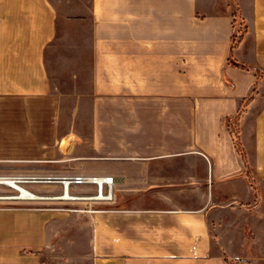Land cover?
I'll return each instance as SVG.
<instances>
[{
    "label": "crops",
    "instance_id": "1",
    "mask_svg": "<svg viewBox=\"0 0 264 264\" xmlns=\"http://www.w3.org/2000/svg\"><path fill=\"white\" fill-rule=\"evenodd\" d=\"M233 2L0 0V155L114 177L112 201H75L89 259L54 257L48 206L0 210V264H264V0Z\"/></svg>",
    "mask_w": 264,
    "mask_h": 264
},
{
    "label": "rangeland",
    "instance_id": "2",
    "mask_svg": "<svg viewBox=\"0 0 264 264\" xmlns=\"http://www.w3.org/2000/svg\"><path fill=\"white\" fill-rule=\"evenodd\" d=\"M229 1L233 0H221V8H226L227 3ZM231 3V2H230ZM230 5V4H229ZM238 15V14H236ZM24 109H22L23 114ZM64 111V124L60 125V129L64 130L63 127H70L73 125H68V120L70 119L71 115H75L77 109L74 108H65ZM80 113L82 114V120L80 121V126L84 128V130L88 127V119H89V109H80ZM22 117V123H21V135L29 133V129L25 127V123L23 121ZM23 142V141H22ZM7 148V147H6ZM12 148H10V151ZM22 151H25L26 148H24L22 145L19 148ZM19 151V150H17ZM27 155H21V158H26ZM12 154H6V155H0V176L4 177H12V176H32L35 175H52V174H41L46 173L47 168L50 169L45 164H41L39 167H36L34 164H30L26 161H11L10 159H13ZM48 184V185H47ZM52 183H45V182H24L22 183L23 186H25L30 191L32 190L33 193L36 194L35 198H29V199H18L16 197H20V193L14 189L12 186L6 183H0V210L2 209H16V208H23V209H29V208H44L48 206H52L54 208H58L57 210H61L65 212V217L68 219V230L65 235L60 234H54L52 237V252L54 254V257L56 254H62L64 255L66 252L68 253L70 263L81 259V260H87L89 259L88 255L90 254L89 251V245H90V236L88 234L89 230L86 228L83 230L81 226L78 225V219L75 217V209L76 207H81V203L75 202L76 200H53V202L48 201L46 199L39 198L38 194H46L48 189H52L54 193H58L61 191V185L56 184L59 186H56L54 184L50 185ZM57 191V192H56ZM60 193V192H59ZM25 198V197H23ZM65 222H63V229H64ZM58 231L61 228V221L56 222V227ZM30 249L24 248V253H29ZM59 258V257H58ZM56 258V259H58ZM229 264H237V263H231Z\"/></svg>",
    "mask_w": 264,
    "mask_h": 264
},
{
    "label": "built area",
    "instance_id": "3",
    "mask_svg": "<svg viewBox=\"0 0 264 264\" xmlns=\"http://www.w3.org/2000/svg\"><path fill=\"white\" fill-rule=\"evenodd\" d=\"M45 183H60V193L49 192L44 195L47 198L54 200H99V201H112L114 199V177L113 176H101V175H89V174H65L49 176ZM41 183V182H40ZM84 184H94L96 189L94 193H78L75 191V186ZM70 192V196L66 197V192Z\"/></svg>",
    "mask_w": 264,
    "mask_h": 264
},
{
    "label": "trees",
    "instance_id": "4",
    "mask_svg": "<svg viewBox=\"0 0 264 264\" xmlns=\"http://www.w3.org/2000/svg\"><path fill=\"white\" fill-rule=\"evenodd\" d=\"M246 26L243 24V21L242 19L239 17V15H236L234 14V20H233V34H232V48L234 46H236L237 44H239L244 36V33L246 31ZM226 63L228 64H233L237 67H240V68H249V67H246L238 62H236L233 57H232V54L230 52V54L228 55V58H227V61ZM260 71L257 70V73H258V77H259V73ZM248 101L247 98H245L243 100V104H246V102ZM242 112V108L239 107L237 112L231 116V117H228L224 120V122H226V124L228 125V127L230 128V132L232 134V137H233V141H234V144H235V147H236V151L238 152V154L241 156L246 168H247V160H246V156H245V151L243 149V146L240 142V139H239V136H238V131H237V122H238V119H239V116ZM246 173H248L249 175V172H247V169L245 170ZM251 179H253L251 177V175H249ZM227 260V259H226ZM227 264H229V262H227Z\"/></svg>",
    "mask_w": 264,
    "mask_h": 264
},
{
    "label": "bare ground",
    "instance_id": "5",
    "mask_svg": "<svg viewBox=\"0 0 264 264\" xmlns=\"http://www.w3.org/2000/svg\"><path fill=\"white\" fill-rule=\"evenodd\" d=\"M49 176L51 175H32V176H4L1 177L0 176V183H6L9 184L10 186H12L14 189H16L21 195L20 197H16L18 199H29V198H35L36 194L32 192V190L30 191L29 189H27L25 186L22 185V183L24 182H46L49 178ZM54 176V175H52ZM39 198H47L44 195H39ZM66 197L70 196V192H66ZM25 197V198H23Z\"/></svg>",
    "mask_w": 264,
    "mask_h": 264
}]
</instances>
